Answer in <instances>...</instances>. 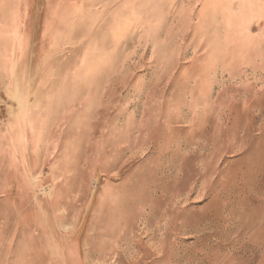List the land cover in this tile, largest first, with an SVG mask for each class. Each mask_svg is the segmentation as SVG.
I'll return each mask as SVG.
<instances>
[{
    "label": "rangeland",
    "instance_id": "rangeland-1",
    "mask_svg": "<svg viewBox=\"0 0 264 264\" xmlns=\"http://www.w3.org/2000/svg\"><path fill=\"white\" fill-rule=\"evenodd\" d=\"M86 5L0 87V264H264V0Z\"/></svg>",
    "mask_w": 264,
    "mask_h": 264
},
{
    "label": "crops",
    "instance_id": "crops-1",
    "mask_svg": "<svg viewBox=\"0 0 264 264\" xmlns=\"http://www.w3.org/2000/svg\"><path fill=\"white\" fill-rule=\"evenodd\" d=\"M86 7V0H0V87L36 85L41 52L80 45L82 36L68 32Z\"/></svg>",
    "mask_w": 264,
    "mask_h": 264
}]
</instances>
